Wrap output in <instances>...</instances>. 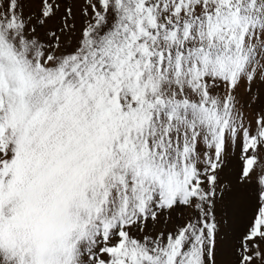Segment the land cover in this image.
<instances>
[{"label": "snow or ice", "instance_id": "6c2138e0", "mask_svg": "<svg viewBox=\"0 0 264 264\" xmlns=\"http://www.w3.org/2000/svg\"><path fill=\"white\" fill-rule=\"evenodd\" d=\"M0 264H264V0H0Z\"/></svg>", "mask_w": 264, "mask_h": 264}]
</instances>
